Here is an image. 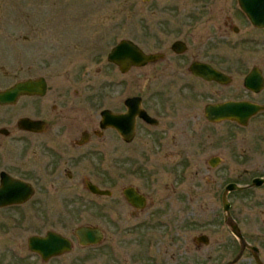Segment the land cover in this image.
I'll use <instances>...</instances> for the list:
<instances>
[{
  "label": "flooded vegetation",
  "instance_id": "1",
  "mask_svg": "<svg viewBox=\"0 0 264 264\" xmlns=\"http://www.w3.org/2000/svg\"><path fill=\"white\" fill-rule=\"evenodd\" d=\"M241 13L251 24L243 11ZM224 14L225 9L217 7L213 0H203L191 9L185 6L181 14H166L157 24L162 30L157 34L173 36L174 40L163 47L145 50L161 56L142 67L130 66L126 71L112 63L123 77L102 79L99 88L92 84L80 90L74 80L51 83L36 74L35 69H32L34 73L26 75L27 66H20V78L16 82L8 86L0 84V91L17 83L28 84L14 103L0 102V195L15 198L0 205V232L7 234L11 228L32 225L35 232L27 238L29 243L33 235L58 232L59 228L53 226L57 220L63 228L74 229V233L80 226L99 227L103 238L98 245L103 257L107 264H116L111 247H115L117 235L146 231L142 233L143 241H149L152 233L147 230L152 229L155 216L157 227H164L166 215L175 207L154 206L150 166L178 168L181 185V168L202 162L195 159V151L189 147L190 139L183 136L186 122L205 118L213 125L238 124L231 120L209 121L206 106L231 100L264 105V86L256 91L245 84L254 69L264 78V66L258 62L248 65V61L241 66L234 64L226 42L231 37L229 32L240 29L232 24L231 16L219 22L218 16ZM218 37L223 40L218 42ZM255 59L260 61L262 57L257 55ZM199 66L221 71L227 81L204 78L196 71ZM143 68H147L145 93L137 89L138 69ZM5 76L0 75V83H4ZM234 89L239 94L229 97ZM138 109L155 121L140 116ZM107 114L114 115L117 125L105 120ZM260 116H264V110L251 120ZM208 162L211 167H217L221 158L212 157ZM138 178L145 180L149 192L135 183ZM92 185L108 193H97L91 189ZM180 195L177 235L181 264L186 263L189 228L201 230L192 238L193 248L199 251L202 245L210 244L216 233H222L219 230L222 224L239 244L238 253L244 247L241 258L233 264H264V244H256L246 229L242 231L240 221L250 220L256 225L258 233L254 236L258 235L259 242L264 208L233 207L232 204L229 209L224 204L213 208L204 206L203 214L208 216L201 222L202 213L193 207L197 199L188 197L187 202L184 191ZM77 210H94L99 219L85 220L74 227L72 214ZM256 210H260L259 216H243L245 212ZM255 219L259 223L254 222ZM230 220L238 225L244 240L235 235ZM49 222L51 226L45 227L46 233H38L42 224ZM229 235L222 234L217 242L220 256L231 252L234 246ZM76 240L78 242L77 237ZM72 245L74 249L73 240ZM106 259L103 262L106 263Z\"/></svg>",
  "mask_w": 264,
  "mask_h": 264
},
{
  "label": "rangeland",
  "instance_id": "2",
  "mask_svg": "<svg viewBox=\"0 0 264 264\" xmlns=\"http://www.w3.org/2000/svg\"><path fill=\"white\" fill-rule=\"evenodd\" d=\"M213 1L217 7L225 9V14L218 16L219 22L231 16L232 24L240 29L239 32H229L231 37L226 42L234 64L241 66L242 62L248 61V65L258 62L264 66V28L256 30L246 22L238 0ZM201 3L203 0H0V75H6L4 83L0 84L8 86L16 82L20 78V66H27L26 75L34 73L32 69H35L36 74L46 77L51 83L53 80H74L77 81L75 87L80 90L92 84L99 88L102 79L123 77L107 59L115 44L129 38L146 51L163 47L174 37L157 34L162 31L157 27L158 22L166 14H181L185 6L191 9ZM179 7L182 8L180 11ZM173 9L177 11L173 12ZM216 40L223 39L218 37ZM257 55L262 57L260 61L255 59ZM146 69H138V92L145 93L147 88L144 81ZM234 91L229 97L239 94L236 89ZM186 123L183 136L190 139L189 147L195 151V159L202 162L198 166L181 168V185L178 168L150 166L154 206L175 208L166 215V225L162 228L157 227L159 223L155 216L152 229L147 230L152 233L149 241H143L142 233L146 231L128 232L122 237L117 235L115 247H111L116 264H181L177 235L180 194L184 191L187 202L188 197L197 199L193 207L202 213L201 222H204L203 218L208 214H203V207L223 206L227 184L235 182L247 186L256 177L264 178V116L250 120L248 126L236 123L213 125L205 118L189 119ZM166 141L170 142V139ZM212 157H220L221 164L211 167L208 160ZM135 183L149 192L145 180L138 178ZM228 198L233 207L264 208V184L231 192ZM259 211L242 214L259 216ZM72 216L74 227L85 220L99 219L94 210H77ZM159 219H162V214H159ZM240 221L243 223L242 231L246 229L256 244H264V225L258 242V235L254 236L258 233L256 225H252L250 220ZM254 222L259 223L256 219ZM48 226H51L50 222L42 224L38 233L45 234ZM53 226L72 238L74 249L70 253L42 260L28 248L27 238L35 232L33 226H18L7 234L0 232V264H107L100 245L81 247L74 229L63 228L59 220ZM219 230L221 234L216 233L210 244L202 245L197 251L193 248L192 238L201 230L189 228L185 264H220L236 257L240 246L235 237L223 224ZM222 234H230L234 246L231 252L220 256L217 242Z\"/></svg>",
  "mask_w": 264,
  "mask_h": 264
},
{
  "label": "water",
  "instance_id": "3",
  "mask_svg": "<svg viewBox=\"0 0 264 264\" xmlns=\"http://www.w3.org/2000/svg\"><path fill=\"white\" fill-rule=\"evenodd\" d=\"M241 9L247 14L253 25L264 28V0H238ZM160 54L146 53L136 42L131 39H122L119 41L108 54V60L121 66L122 71H126L130 66H143L147 63L158 59ZM196 71L199 75L208 80L227 81L226 76L219 70L208 66H199ZM246 86L259 91L264 86L263 76L257 75L254 69L245 80ZM28 88V84L17 83L14 86L0 91L1 103H14L23 93V89ZM264 110V105H257L247 101H226L221 103L208 104L205 108L206 117L209 121L220 122L223 120L236 121L241 125H248L249 120L258 112ZM138 114L147 120H154L148 116L144 110L138 109ZM110 120L111 125H117L113 114H107L105 120ZM155 121V120H154ZM126 134L125 132H123ZM264 178L257 177L250 186H261ZM249 186H240L237 183H229L224 194V206L229 209L231 203L227 199V195L231 191L243 190ZM91 189L97 193H108L101 190L97 186H91ZM15 198L8 199L6 196L0 195V205L7 204ZM16 201H21L17 199ZM10 203V202H9ZM233 232L244 240L243 235L239 232L238 225L230 220ZM79 243L84 246L97 245L102 241L103 233L99 227L80 226L75 230ZM29 249L41 255L44 261H48L53 257L71 252L73 249L72 240L60 232L48 231L44 236L33 235L29 238ZM241 252L234 260L227 264L235 263L243 253Z\"/></svg>",
  "mask_w": 264,
  "mask_h": 264
}]
</instances>
